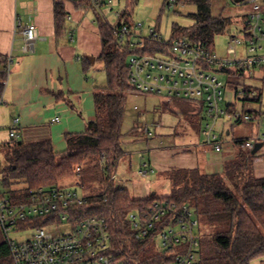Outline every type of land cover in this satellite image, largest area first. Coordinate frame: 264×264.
Returning a JSON list of instances; mask_svg holds the SVG:
<instances>
[{"label": "trees", "instance_id": "trees-1", "mask_svg": "<svg viewBox=\"0 0 264 264\" xmlns=\"http://www.w3.org/2000/svg\"><path fill=\"white\" fill-rule=\"evenodd\" d=\"M92 9L99 27L102 52L98 59L105 65L107 74L106 90L94 92L96 117L87 123L81 133L66 134L67 149L58 161V153L50 140L26 143L24 140L10 139L0 142V151L7 160L2 185L17 199L39 187L59 186L61 180L83 171L84 164L92 169L111 172L104 179V191L88 196L87 203L78 209L80 217H104L109 225V253L124 264H165L166 253H149V241L134 237L127 215L130 211L150 206L155 200L169 198L178 203L193 206L199 220L214 227L210 238L200 237L199 259L196 264H251L252 260L264 257V177H258L254 168V154L241 146L229 153L221 162V170L206 172L199 166L181 167L171 174L173 193L158 197L150 194L144 198L132 195L128 188L117 187L110 176L116 170L121 156L122 120L126 94L138 90L130 84L128 59L134 54L155 53L181 36L203 44L208 50L215 51V38L226 31L230 18L214 16L211 0H175L176 3H191L197 11L190 16L191 26H173L172 38L166 41L154 33L139 46L132 38L121 43L116 29L123 24L133 27V12L140 0H126V7L120 12L115 25L104 16L101 7L93 0H75ZM98 1V0H96ZM172 0H164V10ZM56 32H62L66 15L63 2H57ZM85 71L90 62L85 61ZM9 60L0 53V106L4 103V92L8 79ZM227 73L231 69H225ZM251 87H245V101H262V95L250 97ZM232 105L229 110H235ZM227 133V132H226ZM224 153V151L219 152ZM225 154V153H224ZM25 181L23 188H12L13 183ZM0 264H14L10 247L0 243Z\"/></svg>", "mask_w": 264, "mask_h": 264}, {"label": "built area", "instance_id": "built-area-1", "mask_svg": "<svg viewBox=\"0 0 264 264\" xmlns=\"http://www.w3.org/2000/svg\"><path fill=\"white\" fill-rule=\"evenodd\" d=\"M251 1L252 11L244 20L241 34H229L226 56H219L203 44L181 36L155 53L134 54L128 59L133 87L166 97L187 99L204 111L206 119L202 134L205 143L211 145L215 152L239 143V140L228 142L225 131L217 127L226 116L233 117L238 123L255 121L256 130L241 145L253 150L257 143L262 144L256 154L264 149V104L260 102L261 108L255 113L238 110L237 102L224 105L225 83L219 78V74L227 73L225 69L244 71L248 66L264 65V12L257 0ZM94 2L99 6L102 4ZM117 16L119 18L120 12ZM142 26V22H134L132 28L127 24L121 25L116 29L118 39L125 43L131 37L135 44L133 38L140 37L135 30ZM150 31L153 33L154 29ZM23 32L24 52H34L39 38L37 25L31 22ZM256 94L257 90L251 88L249 96ZM237 96L244 103L245 90L237 91ZM232 105L236 108L230 111ZM54 121H59V118ZM145 130L151 134L148 124ZM227 133L229 135L230 130ZM9 136L10 139H18L20 134L11 128ZM77 170L81 171L80 168ZM153 171L148 163H144L139 173L147 176ZM110 178L115 181L116 173ZM87 200L88 196L77 190L61 186L39 187L17 199L0 181V223L7 235L6 243L14 264H124L109 253L111 237L106 219L80 217L78 214V209ZM127 220L137 240L157 243L160 252L166 253L165 264H196L200 220L190 205L162 198L150 206L130 211ZM65 225L67 230L63 229ZM11 230H29L31 234L16 240L9 237Z\"/></svg>", "mask_w": 264, "mask_h": 264}, {"label": "rangeland", "instance_id": "rangeland-1", "mask_svg": "<svg viewBox=\"0 0 264 264\" xmlns=\"http://www.w3.org/2000/svg\"><path fill=\"white\" fill-rule=\"evenodd\" d=\"M252 4L253 2L249 0L241 3H236L233 0H211V11L214 16L230 18L226 31L215 38V52L219 56H226L225 49L230 40L229 34H241L244 17L249 13ZM163 6L164 0L139 1L133 12L134 22L143 23L142 27L135 30L140 35V37L133 38L137 45L140 46L142 41L153 33L168 41L172 38L175 24L183 27L193 24L194 20L190 14L197 11L195 4L173 2L170 7L162 10ZM125 7L126 0H106L105 4L101 6V10L105 18L115 25L118 20L117 12H121ZM151 28L154 29L153 33L150 31ZM240 47L241 45L239 46L241 50ZM89 77L96 82L97 89L106 90L108 79L104 62L101 59H97L91 66ZM219 78L225 83L224 105L237 102L238 110L253 113L260 110L259 102L244 101L243 103L242 100H239L237 91L245 90V87L254 88L258 94L262 95L264 102V65L248 66L244 71L233 69L230 73L219 74ZM205 119L204 111L196 108L187 99L171 98L141 90L129 91L126 94L121 126L124 154L121 156L116 170L113 171L117 175L114 181L115 185L128 188L132 195L138 198H144L153 193L158 197H163L173 193L171 174L178 168L199 166L207 172L220 171L223 158L229 153L233 154L241 145L240 143L234 144V146L230 144L229 148L224 151L225 154L214 157L213 147L205 143V136L202 134ZM146 124L150 127V135L145 130ZM217 127L225 131L226 139L231 142L249 138L256 130V122L238 123L234 122L233 117L226 116L218 122ZM0 130L8 136L10 129L2 128ZM227 130H230L229 135L226 134ZM242 148L244 149V147ZM254 155V162L259 159L264 160V149L262 155L256 156V153ZM62 156L63 153L58 154V161ZM144 163L151 165L154 170L147 176H142L139 173ZM7 164L4 154L0 151V181L3 179V170ZM90 165V163L84 164L82 173L77 172L63 178L59 186L75 189L84 196L101 194L104 191V179L111 172L103 170L102 166L100 170H95ZM25 186V181H19L13 183L12 188ZM192 208L194 209L193 206ZM67 227L65 225L63 229L67 230ZM197 232L201 240L210 238V235L214 233V227L201 220ZM30 234L29 230L9 231V237L16 240L25 239ZM5 241H7V235L0 223V243ZM156 251H160L157 243L151 244L149 253ZM198 259L199 257H197ZM251 264H264V257L255 258Z\"/></svg>", "mask_w": 264, "mask_h": 264}, {"label": "crops", "instance_id": "crops-1", "mask_svg": "<svg viewBox=\"0 0 264 264\" xmlns=\"http://www.w3.org/2000/svg\"><path fill=\"white\" fill-rule=\"evenodd\" d=\"M57 2L64 3L66 12L60 35L56 32ZM98 2L101 7L106 0ZM257 2L264 12V0ZM31 22L37 25L39 38L34 52L25 53L23 28ZM101 52L98 24L84 3L0 0V53L9 60L0 129L15 128L26 143L50 140L55 151L64 154L66 134L84 132L96 117L94 92L98 85L90 79L89 70ZM88 56H94L95 61ZM86 60L91 65L85 71ZM57 117L59 121H54ZM8 140L9 133L7 136L0 130V142ZM223 154L214 152L213 156ZM254 168L258 177H264V160L255 162Z\"/></svg>", "mask_w": 264, "mask_h": 264}, {"label": "water", "instance_id": "water-1", "mask_svg": "<svg viewBox=\"0 0 264 264\" xmlns=\"http://www.w3.org/2000/svg\"><path fill=\"white\" fill-rule=\"evenodd\" d=\"M244 1H246V0H235L236 3H241V2H244ZM88 59L91 60L92 63L95 61V57L94 56H88ZM261 146H262V144L257 143L255 145V147L253 148L252 153L255 154L260 149ZM153 194H155V193H153Z\"/></svg>", "mask_w": 264, "mask_h": 264}]
</instances>
